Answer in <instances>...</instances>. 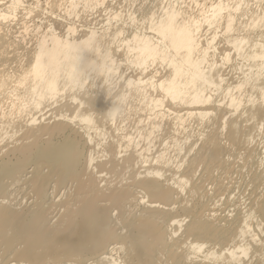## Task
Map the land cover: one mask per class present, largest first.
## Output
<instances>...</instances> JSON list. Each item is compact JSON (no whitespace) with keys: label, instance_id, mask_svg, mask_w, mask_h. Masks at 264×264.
<instances>
[{"label":"bare ground","instance_id":"1","mask_svg":"<svg viewBox=\"0 0 264 264\" xmlns=\"http://www.w3.org/2000/svg\"><path fill=\"white\" fill-rule=\"evenodd\" d=\"M0 264H264V0H0Z\"/></svg>","mask_w":264,"mask_h":264}]
</instances>
